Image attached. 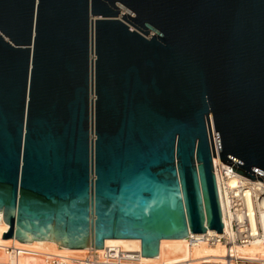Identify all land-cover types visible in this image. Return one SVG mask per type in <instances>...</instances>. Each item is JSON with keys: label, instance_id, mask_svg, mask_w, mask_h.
<instances>
[{"label": "water", "instance_id": "water-1", "mask_svg": "<svg viewBox=\"0 0 264 264\" xmlns=\"http://www.w3.org/2000/svg\"><path fill=\"white\" fill-rule=\"evenodd\" d=\"M212 117L264 182V0H0L2 239L223 233Z\"/></svg>", "mask_w": 264, "mask_h": 264}, {"label": "bare ground", "instance_id": "bare-ground-1", "mask_svg": "<svg viewBox=\"0 0 264 264\" xmlns=\"http://www.w3.org/2000/svg\"><path fill=\"white\" fill-rule=\"evenodd\" d=\"M211 129L214 135L217 155L213 157L214 174L217 183L218 196L224 222L229 224L235 218L232 212L234 201H243L240 190H235L240 186V174L233 171L229 165L221 162L219 149L215 133L213 117L211 118ZM242 176V175H241ZM242 185L248 186L249 195L259 198L264 195V182L259 180L250 181L245 178ZM205 211V202H203ZM248 212L251 217V227L256 238L246 246H239L238 252L244 256L258 257L264 259V199L258 204L248 199ZM16 214V210L14 215ZM243 219V216L239 215ZM207 215L205 214V226H207ZM17 226V224H16ZM10 228L9 222H0V264H43L42 258L46 256H58L64 258H83L89 252L101 251L105 247L118 245L125 251L141 252L142 255V239H103L102 249L96 248V222L90 220L88 225V249L81 248H63L60 243L50 240L32 241L29 243L21 242L16 238L17 227L15 228V236L9 239H2L4 233ZM188 231V238L185 239H159L158 240V258L142 256L141 264H179L193 260H208L214 264H227L226 248L222 244L208 245L204 241H200V234ZM207 232L216 234L217 231L208 229ZM20 249L23 253L19 257L11 254L10 249Z\"/></svg>", "mask_w": 264, "mask_h": 264}, {"label": "built area", "instance_id": "built-area-1", "mask_svg": "<svg viewBox=\"0 0 264 264\" xmlns=\"http://www.w3.org/2000/svg\"><path fill=\"white\" fill-rule=\"evenodd\" d=\"M231 173H233V168ZM239 175V174H235ZM241 178L240 186L235 190H240L242 196H236V198H242L243 201H234L232 212L235 215L229 224H226L222 215V222L224 225L223 233L211 234L206 232L200 234V241H204L208 245L222 244L226 248V262L227 264H264V259L258 257L244 256L238 252L239 246L249 245L256 236L253 234L251 227V217L248 212V199L254 201V204H258L264 199V195L256 198L253 194L247 195L250 192L248 186H243L244 176L239 175ZM248 179V178H247ZM250 181V179H248ZM239 215L243 216V219L239 218ZM264 241V239H263ZM11 254L15 257H19L23 251L20 249H10ZM142 255L141 252H129L125 251L121 246L112 245L105 247L101 251L89 252L83 258H64L58 256H46L42 258L43 264H141ZM179 264H214L208 260H193L183 262Z\"/></svg>", "mask_w": 264, "mask_h": 264}]
</instances>
